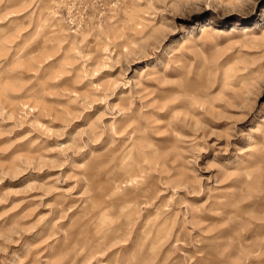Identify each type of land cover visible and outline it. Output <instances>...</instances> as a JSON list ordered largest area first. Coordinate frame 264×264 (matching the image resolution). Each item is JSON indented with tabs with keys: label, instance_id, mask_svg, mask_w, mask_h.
<instances>
[{
	"label": "rangeland",
	"instance_id": "obj_1",
	"mask_svg": "<svg viewBox=\"0 0 264 264\" xmlns=\"http://www.w3.org/2000/svg\"><path fill=\"white\" fill-rule=\"evenodd\" d=\"M257 0H0V264H264Z\"/></svg>",
	"mask_w": 264,
	"mask_h": 264
},
{
	"label": "snow or ice",
	"instance_id": "obj_2",
	"mask_svg": "<svg viewBox=\"0 0 264 264\" xmlns=\"http://www.w3.org/2000/svg\"><path fill=\"white\" fill-rule=\"evenodd\" d=\"M261 8H264V0H257L256 12L254 13V15H258L260 13Z\"/></svg>",
	"mask_w": 264,
	"mask_h": 264
}]
</instances>
